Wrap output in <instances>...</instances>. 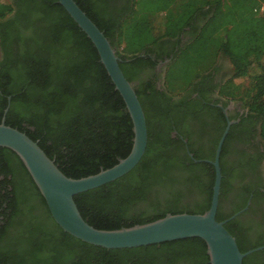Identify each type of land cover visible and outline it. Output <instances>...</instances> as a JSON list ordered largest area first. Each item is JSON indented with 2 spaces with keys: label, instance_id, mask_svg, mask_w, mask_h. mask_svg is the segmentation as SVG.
Returning <instances> with one entry per match:
<instances>
[{
  "label": "trees",
  "instance_id": "16d2710c",
  "mask_svg": "<svg viewBox=\"0 0 264 264\" xmlns=\"http://www.w3.org/2000/svg\"><path fill=\"white\" fill-rule=\"evenodd\" d=\"M73 1L114 48L127 81L132 78L129 68L149 61L153 44L177 37L187 26L193 37L172 51L163 92L177 95L187 85L194 87L213 68L218 54L226 56L232 75L218 93L225 100H239L247 117L258 122L264 161V13H257L259 0H129L114 17L107 15L102 0ZM16 5L17 19L7 24L2 19L12 6L0 2V121L3 116L5 125L36 142L66 177L112 166L130 150L132 124L93 44L56 0H16ZM237 77L245 81L234 82ZM133 89L146 127L141 158L122 176L72 196L82 219L96 229L129 227L185 212L178 202L184 200L186 188L187 213H202L209 206L213 167L193 159H212L225 123L221 108L199 101L188 104V119L200 112L210 115L213 131L206 147L188 144L192 157L182 149L179 158L168 151L176 125H166V117L175 114L157 100V90ZM234 127L230 125L219 154L215 220H225L223 227L244 252L264 244V234L245 235L247 228L237 217L227 219L237 207L220 206L230 187L223 154ZM260 193L255 189L252 194ZM13 216L19 220L14 222ZM10 226L25 228L15 242L14 255L20 259L12 262L9 252L0 248V264H209L205 244L197 237L110 249L74 238L53 221L18 156L0 147V236ZM241 264H264V248L245 255Z\"/></svg>",
  "mask_w": 264,
  "mask_h": 264
},
{
  "label": "water",
  "instance_id": "95a60500",
  "mask_svg": "<svg viewBox=\"0 0 264 264\" xmlns=\"http://www.w3.org/2000/svg\"><path fill=\"white\" fill-rule=\"evenodd\" d=\"M56 2L93 44L99 61L125 105L133 133L129 152L112 166L100 169L94 174L70 178L58 170L36 142L16 128L5 125L2 116L0 147L12 150L21 160L57 226L74 238L106 249L138 247L197 237L205 244L209 264H241L245 255L263 249L264 244L240 252L234 237L223 227L225 220H215L221 178L219 154L229 125L233 122L228 120L216 141L212 159H193V161H206L213 167L209 206L202 213H166L146 223L112 230L96 229L82 219L72 196L108 183L132 169L144 152L146 127L142 108L132 84L125 79L118 67L114 48L73 0H56ZM6 110L7 106L3 109V115ZM186 152L191 157L187 149ZM235 215L236 213L229 218Z\"/></svg>",
  "mask_w": 264,
  "mask_h": 264
},
{
  "label": "flooded vegetation",
  "instance_id": "af4514ba",
  "mask_svg": "<svg viewBox=\"0 0 264 264\" xmlns=\"http://www.w3.org/2000/svg\"><path fill=\"white\" fill-rule=\"evenodd\" d=\"M102 1L104 2L107 15L114 17L122 11L129 0ZM3 2L12 6V10L5 14L2 19V21L10 24L14 19H17L18 8L16 0H3ZM188 41L187 26L178 33L177 37L153 44V52L150 55L149 61L143 60L136 67L129 68L128 71L132 75L129 82L137 89L148 87L157 90L154 92L156 93L157 100L161 102V105L165 109L175 114L170 119L166 117V125L175 124L177 128L170 131L171 142L168 146V151L179 158L181 157L182 149L186 152L188 144L192 148L203 149L206 147L207 138L213 131L214 119L210 115L200 112L196 117L188 119V104L199 105L197 102L199 101L201 104L219 107L221 108L225 123L227 120L233 121L230 125H235V127L226 140L225 152L223 154V161L229 167L228 173L230 176L228 180L230 187L221 197L220 206L226 210L231 206L237 207V210L233 214L236 213L234 217H237L242 227L247 228L245 235H262L264 234V161L262 138L259 134L258 122L252 117H247V109L241 105L240 101L225 100L218 93L220 85L232 75V66L226 56L218 54L213 68L205 72L204 75L206 76L204 79L194 87H188L187 85L177 95H171L162 91L164 88V71L166 64L172 56V51L184 46ZM207 73L209 74L207 75ZM207 100L209 102H206ZM223 109L225 110L224 112ZM255 189H258L261 193L253 195L252 193ZM183 193L185 194L184 200L178 202V205L181 211L188 212V188ZM245 195L246 198L244 199ZM13 218L14 222L19 220L18 216H13ZM22 231L25 232L24 227L18 226L14 228L10 226L0 236V248L9 252L13 259L12 262L19 261L20 259V257L14 254L17 249L15 242L19 240Z\"/></svg>",
  "mask_w": 264,
  "mask_h": 264
},
{
  "label": "rangeland",
  "instance_id": "374dc122",
  "mask_svg": "<svg viewBox=\"0 0 264 264\" xmlns=\"http://www.w3.org/2000/svg\"><path fill=\"white\" fill-rule=\"evenodd\" d=\"M260 1V4L263 6L264 8V0H259ZM0 2H3V0H0ZM203 23V20H201L199 23H198V27ZM193 37V35L191 33L188 32V40H190L191 38ZM263 62H264V56H263ZM245 81V78L243 77H237L234 79V82H237V83H241V82H244ZM191 199H196L197 196H194V195H190L189 196ZM188 200H190L188 198Z\"/></svg>",
  "mask_w": 264,
  "mask_h": 264
},
{
  "label": "built area",
  "instance_id": "2783aa9c",
  "mask_svg": "<svg viewBox=\"0 0 264 264\" xmlns=\"http://www.w3.org/2000/svg\"><path fill=\"white\" fill-rule=\"evenodd\" d=\"M258 14H260V13H264V8H263V6L260 4V6L258 7V12H257Z\"/></svg>",
  "mask_w": 264,
  "mask_h": 264
}]
</instances>
